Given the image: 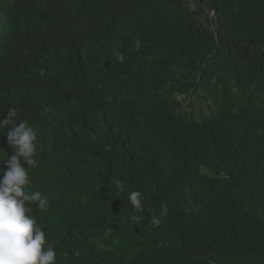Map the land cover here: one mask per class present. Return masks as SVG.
Instances as JSON below:
<instances>
[{"label": "trees", "instance_id": "trees-1", "mask_svg": "<svg viewBox=\"0 0 264 264\" xmlns=\"http://www.w3.org/2000/svg\"><path fill=\"white\" fill-rule=\"evenodd\" d=\"M59 37L62 65L37 64ZM9 108L37 132L29 188L49 207L32 214L57 264H264V0H0Z\"/></svg>", "mask_w": 264, "mask_h": 264}, {"label": "clouds", "instance_id": "clouds-1", "mask_svg": "<svg viewBox=\"0 0 264 264\" xmlns=\"http://www.w3.org/2000/svg\"><path fill=\"white\" fill-rule=\"evenodd\" d=\"M40 20L41 17L32 15L28 25L38 24ZM22 27H26L25 20L22 21ZM61 40L59 37L53 43L43 45L35 62L49 67L62 65ZM41 46L42 43H38L33 45L32 49L36 51ZM135 47L137 50L141 47L139 39L135 41ZM118 60L123 62L124 55L120 54ZM87 80L88 74L79 77V85L88 100L95 92V87L88 86ZM37 87L40 93L39 105L43 107L47 120H60L53 108L60 98L61 87L48 77L38 79ZM5 129H8L7 143L11 146L13 154L9 156L4 149L0 152V264H57L56 250L47 243L45 230L37 224L32 214L33 205L38 211H47L49 207L46 196L29 188L30 172L39 164L37 132L27 120L17 122L15 108H9L7 117L0 118V130L4 132ZM116 185L123 191L118 180ZM127 202L135 211H144L141 191H129ZM167 214L168 205L162 202L160 214L152 215L151 224L159 226L160 217H166Z\"/></svg>", "mask_w": 264, "mask_h": 264}, {"label": "bare ground", "instance_id": "bare-ground-1", "mask_svg": "<svg viewBox=\"0 0 264 264\" xmlns=\"http://www.w3.org/2000/svg\"><path fill=\"white\" fill-rule=\"evenodd\" d=\"M4 13H5V11H3ZM6 14V13H5ZM12 153H13V150H12ZM36 209V207H35V205H33V210H35Z\"/></svg>", "mask_w": 264, "mask_h": 264}]
</instances>
